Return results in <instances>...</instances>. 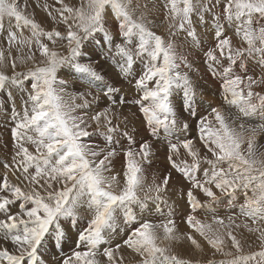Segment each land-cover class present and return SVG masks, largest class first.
<instances>
[{
	"label": "snow or ice",
	"instance_id": "snow-or-ice-1",
	"mask_svg": "<svg viewBox=\"0 0 264 264\" xmlns=\"http://www.w3.org/2000/svg\"><path fill=\"white\" fill-rule=\"evenodd\" d=\"M56 3L59 7L50 9L45 3L44 8L53 20L66 26L65 32L55 27L46 30L34 14L26 13L27 0H0V36L6 41V47L0 45V91L11 96L14 86L24 90V81H32L21 110L16 111L13 105L11 133L15 150L11 164L4 162L5 169L20 173V183L10 182L7 173L0 177V264H49L45 259L49 245L61 251V258L54 264H102L100 257L106 258L103 264H123L121 244L111 243L121 225L122 232L128 230L122 243L141 257L140 264H201L170 251L173 243L185 240L194 250L203 251L191 232L178 234L171 206L167 217L158 223L136 211L139 208L142 213L150 200L167 204L162 192L167 189L171 173L160 183L155 177L151 184L146 183L145 164L150 163L151 143L144 141L137 148L127 132L121 133L130 143L123 150L122 171L113 172V159L120 154L117 149L97 150L83 140L92 135L88 129L94 123L95 131L105 137L106 143L115 142L113 134L120 126L113 123L111 106L91 117L78 115L77 109H87L99 97L87 90L66 92L68 81L58 78V72L70 69L89 84L104 81L105 76L98 71L100 61L92 62L85 50V42L102 33L110 49L104 59L113 61L120 76H133L134 65H140L135 85L142 95L135 103L151 134L157 136L163 130L167 137L175 133L178 124L171 99L175 92L182 93L185 109L196 116L197 86L181 69V65H191L188 56L180 52L177 39L183 34L185 40L190 38L192 45L199 47L197 27L209 22L215 43L203 52L204 61L209 73L221 80L222 98L236 113L212 107L197 121L198 139L210 156L195 147L196 138H185L168 142L167 158L191 185L186 197L193 214L186 217V223L207 241L213 256H223L220 260L209 259L206 264H264V151L257 143L264 123L244 122L257 116L264 120V94L254 91V87L264 86V75L248 74L245 62L253 58L264 65V0H165L167 38L153 30L147 3L138 0ZM113 19L115 35L107 27ZM226 27L238 38V46L226 35ZM59 41L67 42L63 51L56 47ZM33 46L40 53L39 62ZM14 49L19 55L13 56ZM85 60L88 62H82ZM28 61L35 67L27 72L15 71L17 62ZM9 67L11 74L6 71ZM104 87L108 95L119 91L108 84ZM188 127L183 122V130ZM181 148L190 161L173 159V155H180ZM205 164L208 167L202 168ZM214 188L243 195L244 202L239 206L240 215L246 218L243 225L233 217L225 223L216 215L206 221L194 214L197 209L212 210L218 200ZM194 189L208 198L205 203ZM17 202L20 211L13 212ZM82 210L86 216H81ZM81 220L83 226L78 224ZM66 223L78 228L70 254L62 251L69 239ZM241 226L256 235L258 250L244 251L233 231ZM8 244L11 250L5 246Z\"/></svg>",
	"mask_w": 264,
	"mask_h": 264
},
{
	"label": "rangeland",
	"instance_id": "rangeland-1",
	"mask_svg": "<svg viewBox=\"0 0 264 264\" xmlns=\"http://www.w3.org/2000/svg\"><path fill=\"white\" fill-rule=\"evenodd\" d=\"M23 3V0H20ZM139 3H147V12L148 18L154 23L152 28L159 35H163L167 38L168 36V22L165 20L166 10L164 7L165 0H138ZM47 3L50 6L59 7V4L56 3V0H27L26 13L34 14L35 19L46 29L51 30L53 27L57 28L61 32L66 31V26L60 23L57 20H53L51 16L48 15V10L44 8V4ZM65 3L77 4L78 0H65ZM56 13L53 11V16ZM14 22V21H13ZM7 26V22H6ZM107 27L115 35L116 33V21L113 19ZM198 34L201 37V44L199 47L192 45L190 38L185 40L184 35L180 34L177 39V44L179 45V50L181 53L188 56V61L191 67H185L181 65L183 71L188 72L191 76L194 84L197 86V96L194 102V108L196 111V116H191L189 112L185 109L184 101L181 92H175L171 97L173 106L177 114V129L173 135H168L166 137L163 130L160 131L159 135L153 136L150 130L147 127V123L143 114L140 112L139 105L135 103L136 100L140 98L142 93L136 88L135 80L138 78L140 73V65H134V74L131 77L124 78L119 75V69L113 63L112 60H105V55L109 52L108 42L102 38V33H97L95 40H89L85 42V50L88 52L92 62L100 61L98 66V71L105 76L104 81H96L95 83L89 84L87 81L78 78V75L75 74L72 70L67 68H61L58 72V78L68 81V86L66 87V92L76 93L83 91H90L92 96H98L99 99L95 102L90 103L87 109H77L78 115H85L91 117L97 111L103 110L111 106L112 114L111 118L113 119L114 124H118L119 130L117 133L113 134L115 142H107L105 137L99 132L95 131V124L89 120V123H92V127L88 130L92 133L91 136L83 138L85 143L96 146L97 150L99 148H104L106 150L114 147L117 149V152L120 153L117 155L112 162L113 172H121L122 165L124 163L123 150L127 148L130 141L128 138L121 133L127 132L129 136L136 141L135 147H139L144 141H148L152 146V153L149 157L150 163L145 164V176L147 177L146 183L151 184L153 177L157 183H160L163 177L167 173H171V179L167 189L162 192V197L167 201V204L159 203L154 200L147 202V208L144 209L141 213L139 208L136 209L138 214H142L144 218L150 219L153 222H160L162 219L167 217L168 207H172V216L176 221L177 232L178 234H184L191 232L193 236L200 241L203 251L194 250L193 246L190 245L188 241H181L173 243L170 251L176 255L181 256L182 258L197 259L201 264H206L209 259L220 260L223 259V256L220 253H216L213 256L214 250L208 245L202 237H200L193 229L189 227L186 223V217L191 212L190 206L187 202L186 191L191 187L189 181L182 176L176 169L171 166V163L168 161L169 148L168 142H178L185 138H196L195 147L199 148L201 154L211 155L206 152L205 147L202 142L198 139L197 132V121L201 116L207 115L212 107L221 108L227 113H236L234 107H230L222 98V88L221 80L217 77L212 76L205 64L203 52L214 46V32L211 26V23L198 26ZM6 35V33H5ZM25 36H28L29 33L25 31ZM226 35L232 37L233 45L238 46V38L234 35L230 27H226ZM45 43H49V46L52 47L50 42L46 39ZM116 42L120 43L121 38L117 37ZM66 41H59L57 46L61 51L64 50L66 46ZM0 45L6 47V41L4 36H0ZM27 52V48L24 50ZM33 51L36 53L37 62L40 61L41 56L38 49L33 46ZM66 54V53H65ZM19 53L14 49L13 56H17ZM82 62H88L87 60ZM247 72L248 74L253 75L254 77H260L264 75V65L260 64L257 59L247 58ZM35 67V64L32 61L27 63L20 64L17 62V72H27L29 68ZM6 71L11 74V68H7ZM237 71L240 69L237 67ZM32 81H24V90L17 89L13 87L11 89V96H8L6 92L0 91V177L7 173L8 179L12 183H20L18 177L20 173L13 170L12 168L5 169L4 162L11 164V157L14 154L15 144L14 138L11 133V129L14 127V121L11 119L13 105L15 106L16 111H20L23 106V100L27 99V91L31 90ZM105 84L111 85L114 88L119 89L118 92L112 93L110 95L107 93V88L104 87ZM254 91L264 94V86L254 87ZM92 96H89L88 99L92 101ZM121 100L124 102L121 103ZM115 101V103H113ZM80 102V101H77ZM244 119V118H241ZM187 122L189 127L187 131L183 130L182 124ZM245 123L252 125H260L264 123V120H261L260 117H253L251 119H244ZM257 143L260 146L261 151H264V132H260L257 136ZM173 159L179 160L188 159L186 150L181 148L180 155H173ZM208 167L206 164L202 165V168ZM226 167V165H225ZM202 178V174H201ZM218 197V200L212 204V210L208 209H197L194 213L201 220L210 221L213 215L224 218L225 223L228 222V217H233L237 224L243 225L245 222V217L240 215V204L244 202L243 195L238 191L235 195L227 192H220L218 189H213ZM194 193L200 199L201 203L207 201V197L203 195L199 190L194 189ZM158 209L162 210L158 211ZM13 212L20 211L19 202L12 206L11 209ZM87 213L82 210L81 216H86ZM251 223V221H248ZM79 226H83V220L78 222ZM120 227H123L121 225ZM120 227H117L116 232L112 235V245L119 243L121 244V249L119 252L120 256H123V264H140L141 257L136 254L131 249L123 245V240L126 239L127 229L125 228L122 232ZM66 232L68 233L69 239L63 246V253L70 254L71 251L75 248L74 238L77 227H73L70 223L65 224ZM234 234L238 239L242 241L244 251H256L259 248L260 241L257 239L255 234L248 233L246 229L241 226L240 228H233ZM226 244L231 247L230 241L226 239ZM10 248L11 245H5ZM106 246V245H105ZM104 246H102L103 248ZM61 258V251L52 248L49 245L48 254L45 255V259L49 264H54V261H58ZM102 264L106 258L100 257Z\"/></svg>",
	"mask_w": 264,
	"mask_h": 264
},
{
	"label": "bare ground",
	"instance_id": "bare-ground-1",
	"mask_svg": "<svg viewBox=\"0 0 264 264\" xmlns=\"http://www.w3.org/2000/svg\"><path fill=\"white\" fill-rule=\"evenodd\" d=\"M18 89V88H17ZM11 162V161H10Z\"/></svg>",
	"mask_w": 264,
	"mask_h": 264
}]
</instances>
